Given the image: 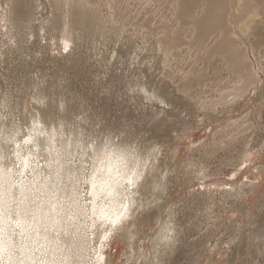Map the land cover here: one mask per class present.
I'll list each match as a JSON object with an SVG mask.
<instances>
[{
	"label": "bare ground",
	"instance_id": "bare-ground-1",
	"mask_svg": "<svg viewBox=\"0 0 264 264\" xmlns=\"http://www.w3.org/2000/svg\"><path fill=\"white\" fill-rule=\"evenodd\" d=\"M51 5L55 9L61 8L62 12L59 15H47L43 12V0H0L1 35L7 36L17 48L21 46V42L32 44L38 35L50 39L52 42L55 41V49L57 50V55L53 56H60L64 59L70 54L67 49H73L71 45L78 46L86 42V39L90 36L93 37L92 42L98 43L100 38L104 37L112 40L111 35L115 34V44L116 42L121 43L122 40V44L125 45L124 39L126 37L122 35L124 33L123 30L115 27L113 23H110L109 19L100 17L99 9L90 7L87 1L52 0ZM64 5L66 8H64ZM39 6L40 9H38ZM176 19L180 25L178 29H181V32L182 28L184 29L185 27L184 25H188L190 28L191 39L188 41L195 46L194 48L197 52H204L201 57H203L205 64H208L215 55H220L225 60L228 70L236 74L238 78L230 89L220 91L218 98H211L204 102L202 107L206 111L202 114L203 120L212 117L213 113L219 108L220 111H224L225 108L237 105L239 100L251 91V88L260 93L259 90H262L263 85H256L259 81L258 69L264 72V65L258 66V69L252 68L242 46L241 37L263 38L264 0H177ZM36 20L38 23H34ZM185 20L188 21L185 22ZM20 25H24L27 29L22 34L19 31ZM106 27L109 28V31L105 30ZM107 33L108 36L106 37ZM179 33L177 31L176 35L173 36L170 33H165L153 42L151 37L149 38L150 40L148 39L150 35H147L148 33L146 32L145 36L148 37L145 41L148 44V49L152 51H155L159 46L158 51H161V55L158 53L159 57L157 58L162 57V54L165 58L180 43L181 36ZM126 42L128 48H130L133 41L127 39ZM132 48L138 49L137 46H132ZM96 49H98V46H96ZM115 51L117 50L115 49ZM200 53L197 54L200 55ZM110 55L114 57L116 53L112 51ZM112 57L110 58L112 59ZM118 57H120V53H118ZM142 58L140 57V63L144 65V58ZM122 60L124 61V59ZM69 61H72V59ZM137 70L146 79L141 80L138 77L136 79L126 78L124 85L130 92L129 100L134 99L135 96L138 97L137 91L140 90L142 92L141 106L147 107L152 104L159 106V110L154 115L156 119L154 126L157 130H162V127L167 124L164 115L170 117V119H176L185 114L186 111L196 109L199 102L186 99L182 93L189 89L194 82H198L199 76L196 75L194 77L192 75V77L190 76L191 74L188 76V72L182 77L180 84L175 85L163 81L164 85L160 80L149 79L147 68ZM42 85L44 84L42 83ZM29 90L30 88L28 92ZM70 90L72 91V89ZM3 92H1L2 95H4ZM45 93L48 92L45 91ZM25 96L26 94L24 97L20 95L19 100L16 101L18 107L21 105L20 112L23 114H26L29 109L27 102L30 101ZM33 100L35 99L33 98ZM3 101L0 102L1 109L6 108L7 105ZM61 105L65 110L67 105ZM57 107L60 108V106ZM24 109L26 111H23ZM35 109L36 111L32 114L33 117L28 116L31 119L28 120L27 130L23 131L22 134L21 127L18 124L10 128L12 125L9 124V121L12 119L8 121L3 119V117L7 116L5 111L1 110L3 113H0V264H101L105 254L103 245L105 244L106 246L110 243L113 232L120 227V224L126 218L125 216L129 215L130 211H132L131 219L144 217V215L136 217L135 214L141 206H146L147 214L153 215L158 219L156 223L158 231L153 234V239L148 234H139L136 224H129L126 229L122 227V229H125L123 230L124 238L130 248V252L126 256V264H168L172 258V253L176 250L177 241L180 240V228L183 226V221L172 217L168 220H163L161 217L160 213H163L169 206V202L162 197L164 192L166 194L169 193L167 182H169L168 176L171 175H167V173L174 172L176 176H182L185 179L199 178L204 180L212 175L210 170L207 169L208 167L202 162H197L194 168L179 164L173 165L174 168L167 165L165 169L160 170L161 177H156L155 181L153 180L155 189H158L156 195H152L153 201L145 204L138 202L136 201L138 197H134V194L136 192L139 193L140 190L135 187L140 180H142L140 184L143 187L147 186L148 182L144 173L148 169L151 170L155 160H157L156 155L160 152L159 146L161 139L164 137L163 135L158 137L154 133L153 136L156 137V141L153 143L151 150H149L151 146L147 148L149 151L143 148L141 151L135 145L134 147L127 146V143L122 139L118 140V142H108V140L107 142L101 141L96 144L90 138L91 144L89 145L84 143L87 137H85V141H82L80 130L75 134L66 133V127L65 131L62 129L61 124L63 127L66 124L64 119V124L60 122L61 119L54 126L51 122L52 113L50 109H40L39 107H35ZM68 109L67 111H69ZM56 114L54 115L56 116ZM262 118L263 122L259 127L256 126L254 121H249L247 116L244 117L242 122L236 119V121L226 124L225 128L236 124L237 127H241V130L236 133L232 132L228 138H218L220 139L219 141L205 145L203 156H211L221 149L227 150L228 155L224 158L225 163L232 166L233 171L239 170L240 165L249 160L248 158H250L249 156L254 148L261 145L264 146V131H262L264 128V113ZM75 122L77 123V121ZM244 123H246L245 126H243ZM68 128L73 131V128ZM85 130L87 129L85 128ZM188 130H190V125L184 124V127L178 131V135L186 134ZM130 133L135 134L137 138L146 136L145 132L141 131L136 133L130 130ZM95 138L93 139L95 140ZM8 140H11V143L13 142L11 150L15 152V156L18 159L17 166L12 161L13 158L10 157L8 159L7 155L4 157L6 147L3 145L4 141ZM29 144L35 148L29 149ZM43 146L45 147L42 151L39 150ZM23 150L25 156L21 167L20 152ZM105 150L108 151L106 166L110 171L112 166L129 167L133 165V168L127 178V186L122 187L121 184H118L115 185L114 190L112 188L109 189V191L113 190L110 200L114 201L115 197L121 195L123 206L111 224L104 229L103 240L97 241L98 257L89 258L87 248L92 245L91 241L93 240V231L95 232L96 225L91 212L92 209L90 210L89 207L95 208L96 200L99 203H105L106 196L101 194L100 187L102 188V184L106 181V176L96 178L95 175L89 177L82 173L90 169L91 159L96 158V155L104 156L103 152ZM85 152L89 157L88 159L85 158L88 160V164L83 163V154ZM28 154H34L32 156L34 162L31 165L29 162L32 160H29ZM39 156L43 158V164H39V162H42ZM3 158L5 159L4 161ZM3 164H8L9 167ZM160 164L162 165L161 162ZM110 171L107 172V175ZM146 173L148 174V172ZM94 177L95 179H93ZM85 182L89 184H86L84 189L83 184ZM206 183L211 182H203L205 188L203 187V190L196 191L191 201V204L196 206L200 212L199 218L191 226V230L197 231V233L201 229H209L208 220L210 214L216 208L223 206L228 199L240 203V200L242 201L249 194L248 192L252 186H254L251 180L244 183L241 182L239 186H233L232 184L228 187L225 186L227 184H217L215 189L206 188ZM96 184L99 185L95 186V190L89 187ZM214 191H218L221 195V203L211 200V195ZM134 204V208L131 209ZM259 206L262 208L261 213L264 215V199ZM99 208L95 209L97 213H99ZM248 216L251 217V214L248 213ZM87 222L89 224H86ZM214 226H216L215 223ZM245 226L249 230L252 227V222L248 221ZM85 227L88 229L85 230ZM216 227H218L219 232L215 235L217 239L212 242L218 244L217 241L221 238V235L228 233L230 235V239L226 241L229 247L228 250L238 255V259L243 260V263L246 261L245 258L247 259L246 253L250 250L251 245H254L257 249L264 250V234L262 233L254 236V240L250 241L243 231L234 232L233 229L229 231L224 224L223 226L219 224ZM243 235L246 236L244 237ZM206 238L207 232L199 235L197 241L193 243L190 249L192 254L186 259L184 264H197L204 257L202 253L206 251L203 248ZM139 240H142L143 243L139 244ZM145 242H150L151 245L148 247ZM105 263L107 262L105 261ZM107 264H110L109 261ZM208 264H213V262L211 261Z\"/></svg>",
	"mask_w": 264,
	"mask_h": 264
},
{
	"label": "rangeland",
	"instance_id": "rangeland-1",
	"mask_svg": "<svg viewBox=\"0 0 264 264\" xmlns=\"http://www.w3.org/2000/svg\"><path fill=\"white\" fill-rule=\"evenodd\" d=\"M51 1L43 0V12L47 15L50 14V16L59 15L62 9H55L51 5ZM82 1H87L90 7L99 9L100 17L109 19L110 23H113L115 27L123 30L124 33L122 35L126 37L124 39L125 45L122 44V40L121 43L116 42L115 44V34L111 35L112 40L104 37L100 38L98 43L92 42L93 37L90 36L86 39V42L78 46L71 45L73 49H67L70 54L64 59L60 56H53L57 55L55 41L52 42V40L38 35L32 44L21 42V46L17 48L7 36L0 33V102L4 100L3 102L7 104L4 109L0 107V113L3 110L7 115L3 119L5 121L12 119L9 121V124L12 125L10 128L18 124L21 127L22 134L23 131L27 130L28 120L33 117L32 114L36 111L35 107L40 109L48 108L52 113L51 122L54 126L59 123V120L62 119L60 121L62 123L65 120L64 123L66 124L63 123L65 126L63 127L61 124L62 129L64 130L66 127L67 129L65 130L67 131L64 130L66 133L75 134L80 130L82 141H85V137H87L84 142L86 144L90 145L91 140H93V143L98 144L101 141L118 142V140L122 139L127 143V146L134 147L135 145L140 150L143 148L146 151L151 150L153 143L156 141V137L153 136L154 133L158 137L163 135L164 137L161 139L159 146L160 152L156 155L157 160H155L151 170H146L148 174L144 173L148 182L147 186L143 187L140 184L142 180L138 182L139 185L134 186L140 190L139 193L136 192L134 194V197H138L137 199L135 198L136 201L144 204L153 201L152 195H156V192H158V189H155L153 185V180L156 177H161L160 170L165 169L167 165L173 168V165L177 164L194 168L197 162H202L212 174L201 180L199 178L185 179L182 176L178 177L174 172L167 173V175H171L168 176L169 182H167L169 193L166 194L164 192L162 197L169 202V206L160 214L163 220H168L172 217L183 221V226L180 228V240L177 241L176 250L172 253V258L168 264H184L186 259L192 254L190 249L193 243L204 232H207V238L203 245L206 251L202 253L204 257L197 264H208L211 261L213 264H264V250L257 249L254 245H251L250 250L246 253L247 259L245 258V263L242 262L243 260L238 259V255L231 251L229 252V247L226 243L230 239L228 233L221 235V238L217 241L218 244L212 242L217 239L215 235L219 232V229L216 226H219V224L227 226L229 231L232 229L234 232L243 231L250 241H253L254 236L259 235V233L264 234V215L261 213L262 208L259 206L264 199V146L261 145L254 148L249 156L250 158H248L249 160L241 164L240 169L236 171H233V167L227 165L224 161V158L228 155L227 150H218V152L208 157H204L202 154L205 145L228 138L232 132L236 133L241 130V127H237L236 124L229 126L230 128H225L226 124L236 121V119L242 122L244 117L247 116L249 121L256 123L257 127L262 125L264 72L259 70L258 66L264 65V36L261 39H256L253 36L241 37L242 46L248 57L249 64L252 68L258 69L259 81L256 85H263L262 90H259L260 93L251 88V91L246 94L247 96H243L237 105L225 108L224 111H220L219 108L216 110L217 113H213L212 117L203 120L202 114L206 111L202 107L204 102L211 98H218L220 91L230 89L238 78L236 74L228 70L225 60L220 55H215L208 64H205L203 57H201L204 52H197L194 48L195 46L188 41L191 39L188 25H184L182 32L181 29H178L180 25L176 19L177 0ZM64 8H66L65 5ZM38 9H40V6ZM34 23H38L37 20ZM25 30H27L26 27L20 25V33H24ZM105 30L109 31V28L106 27ZM177 31L180 32L181 41L168 57L164 58L162 54V57L157 58L159 57L158 53L161 55V51H158L159 46L155 51L148 49V44L145 41L148 37L145 36L146 32L148 33L147 35H150L148 39L151 37V41L155 42L165 33H170L173 36L176 35ZM107 36L108 33L106 34ZM127 39L132 40V46H137L138 49L132 48V46L128 48ZM96 46H98V49H96ZM112 51L116 53L114 57L110 55ZM118 53H120V57H118ZM197 53H200V55ZM138 55L144 58L142 59L146 65L140 63L141 59ZM70 59L72 61H69ZM145 68L148 69L149 79L160 80L163 84V81L175 85L180 84L182 77L188 72V76L190 74V76L193 75L194 77L196 75L199 76L198 82H194L189 89L182 93L186 99L199 102V106L197 105L196 109L192 111H186L185 114L176 119H170V117L164 115L167 124L162 127V130H157L154 126V123H156L154 115L159 110V106L156 104H152L155 107H152V105L141 106L142 92L139 89H136L139 90L137 91L139 96L129 100L130 92L124 85L129 78L146 79L137 70ZM46 83L49 84L47 85ZM28 87L30 88L29 92H32H28ZM68 89H72L73 92L71 90L69 92ZM2 91H4V95H2ZM45 91L48 93H45ZM25 94L26 99L30 101L27 102L29 109L26 114H23L20 112L21 105L18 107L16 101L19 100L20 95L24 97ZM56 98H60V100ZM43 103L45 104L43 105ZM61 104L67 105L65 110ZM57 106H60V108ZM23 111L26 110L24 109ZM30 111L32 112L30 113ZM28 116L30 117L28 118ZM67 119L69 125L67 124ZM184 124L190 125L191 131L188 130L186 134L178 135V131L184 127ZM245 125L246 123L243 126ZM68 127H71V129L74 127L72 130L75 131H71ZM130 130L136 133L145 132L146 136L137 138L135 134H129ZM262 131H264V128ZM117 133L120 134L117 135ZM90 138L92 139L90 140ZM39 157L41 160L43 159L41 156ZM85 158H89L86 152L83 154V163L88 164V160ZM39 164H43V160ZM3 165L5 166L6 164ZM249 180L253 181L254 186L249 190V194L242 201L240 200V203L228 199L223 206L216 208L217 210L215 209L210 214L208 220L209 229H201L198 233L191 230L192 224L200 216L197 207L191 204L192 196L196 191L203 190V187L205 188L203 182L210 181L211 183L205 184L206 188L215 189L217 184H227L225 186L228 187L232 184L233 186H239L241 182L244 183ZM214 192L216 193L213 194ZM214 192L212 193L213 196L211 195V200L221 203V195L218 191ZM134 206L135 204L131 206V209ZM146 209V206H141L135 212L136 217L144 215L142 218L131 219L132 211L125 216L126 218L120 224V230L119 228L116 229L112 234L110 243L106 246L105 244L103 245L105 254L101 264H107L108 261L110 264H126V256L129 254L130 248L124 238L123 230L129 224H136L139 234H148L150 238L154 239L153 234L158 231V225L156 224L158 219L153 215L147 214ZM248 213L251 214V217L248 216ZM248 221L252 222V227L249 230L245 226ZM214 223L216 226H214ZM122 227H125V229H122ZM246 235L243 236L245 237ZM141 243L143 241L139 240V244ZM145 244L148 247L151 245L150 242H145Z\"/></svg>",
	"mask_w": 264,
	"mask_h": 264
}]
</instances>
